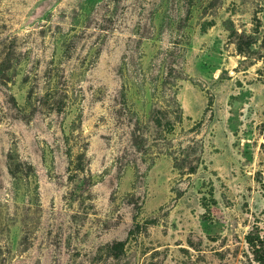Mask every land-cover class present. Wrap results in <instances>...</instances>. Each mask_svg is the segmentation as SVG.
<instances>
[{"label":"rangeland","instance_id":"374dc122","mask_svg":"<svg viewBox=\"0 0 264 264\" xmlns=\"http://www.w3.org/2000/svg\"><path fill=\"white\" fill-rule=\"evenodd\" d=\"M262 258L264 0H0V264Z\"/></svg>","mask_w":264,"mask_h":264},{"label":"trees","instance_id":"16d2710c","mask_svg":"<svg viewBox=\"0 0 264 264\" xmlns=\"http://www.w3.org/2000/svg\"><path fill=\"white\" fill-rule=\"evenodd\" d=\"M156 122L158 125H161V122L156 119ZM196 172V168L193 166H190L189 170H188V174H194ZM124 243H117L114 244L110 249H111V253H114L113 255L118 256L120 252H122L124 250ZM260 264H264V258H262L260 260Z\"/></svg>","mask_w":264,"mask_h":264}]
</instances>
